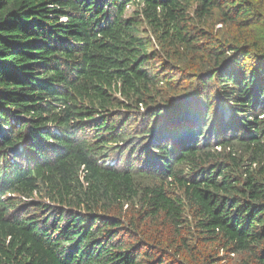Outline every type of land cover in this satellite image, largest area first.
I'll return each mask as SVG.
<instances>
[{
    "label": "trees",
    "instance_id": "16d2710c",
    "mask_svg": "<svg viewBox=\"0 0 264 264\" xmlns=\"http://www.w3.org/2000/svg\"><path fill=\"white\" fill-rule=\"evenodd\" d=\"M171 259L264 264V0H0V264Z\"/></svg>",
    "mask_w": 264,
    "mask_h": 264
},
{
    "label": "rangeland",
    "instance_id": "374dc122",
    "mask_svg": "<svg viewBox=\"0 0 264 264\" xmlns=\"http://www.w3.org/2000/svg\"><path fill=\"white\" fill-rule=\"evenodd\" d=\"M131 12V10L130 11H128V13H130ZM145 30H147L146 28H144ZM150 52V51H149ZM227 105V104H226ZM200 110H198V112H199ZM223 112V114L226 116V117H231L232 116V114L230 113V110H226V108H225V110L224 111H222ZM174 192H176V193H180V191H179V189H178V187L177 186H173V189H172ZM189 210H191V208H190V206H187V207H185V211H189ZM124 211H125V213L124 214H122L121 216L123 217V219H124V223H125V228L126 229H132V234H131V238L130 239H132L133 241H135V240H137V239H140V242H142V241H144V242H146L147 243V241L145 240L146 238H144V236H143V234L141 233V229H139V228H137V229H135L134 227H131V223H130V221L131 220H140V213H141V211H142V208H140V207H133V206H127V205H125V208H124ZM184 219H188V218H191V215L190 216H185V217H183ZM142 225H143V223H142ZM139 231V232H138ZM145 248H149V249H151L152 250V248L150 247V245L147 243V246H145ZM226 253V252H225ZM222 257V256H221ZM171 261H172V264H177V259H171Z\"/></svg>",
    "mask_w": 264,
    "mask_h": 264
},
{
    "label": "clouds",
    "instance_id": "9594fccd",
    "mask_svg": "<svg viewBox=\"0 0 264 264\" xmlns=\"http://www.w3.org/2000/svg\"><path fill=\"white\" fill-rule=\"evenodd\" d=\"M260 106H261V104H260L258 107H260ZM116 150H118V149H116ZM116 150H115V151H116ZM110 163H112V162L110 161Z\"/></svg>",
    "mask_w": 264,
    "mask_h": 264
},
{
    "label": "bare ground",
    "instance_id": "6f19581e",
    "mask_svg": "<svg viewBox=\"0 0 264 264\" xmlns=\"http://www.w3.org/2000/svg\"><path fill=\"white\" fill-rule=\"evenodd\" d=\"M227 110V109H226Z\"/></svg>",
    "mask_w": 264,
    "mask_h": 264
}]
</instances>
